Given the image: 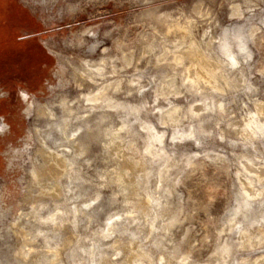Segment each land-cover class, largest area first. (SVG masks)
Masks as SVG:
<instances>
[{
    "label": "rangeland",
    "instance_id": "374dc122",
    "mask_svg": "<svg viewBox=\"0 0 264 264\" xmlns=\"http://www.w3.org/2000/svg\"><path fill=\"white\" fill-rule=\"evenodd\" d=\"M19 1L23 5H19L18 0H0V31H5L0 35L3 37L7 35L10 39H15L18 34L16 40H21V38L23 40L14 48L9 47L4 54L0 52V88L11 83L9 98L1 104L0 113L8 114V119L11 122L14 121L17 132L14 136L3 137L4 139L0 140V264H73V261L77 259H96L99 260V264H107V253L111 249L106 246L115 240V237L104 239L101 235L107 221L112 220V222L120 223L117 226L118 229L125 227L136 231L138 225L132 224L131 221L137 219L143 224L145 217L151 214V210L155 206L149 204L143 194L139 200L129 197L133 201L131 205L125 203L124 196L117 195L120 189L108 171L112 167V163L105 155L104 136L111 129L118 128L125 118L128 121L135 119L136 112L133 109L139 110L140 119L143 120L147 117L154 123L155 118L149 116V113L154 111V106L168 107L163 99L156 102L155 97L159 92L163 91L167 94V92L176 90L183 93L182 96L169 97L174 105L181 108V112L174 114L172 118L175 119L182 115L188 117L182 121L180 126L179 135L181 137L194 131V136L202 138L213 150L224 152L230 159L247 156L252 163L249 164L242 160L243 167L245 164L251 168L253 173L264 174V168H261V165H264V132L255 127L256 134H252L249 129V135H247L241 130L246 119L256 114L257 105L264 102V75L256 70L260 67L261 55L255 56L253 62L247 65L242 64L239 69L230 71L231 74L226 72L232 86L222 88L220 92H213L211 88L199 90L191 84L180 87L182 66L173 67L171 62L175 61L174 56L165 51L167 49L170 52L172 49L181 48L183 44L189 43L191 38L203 46L205 54L211 52L212 49L208 47L207 41L225 31H231L233 35H237L235 28L244 21H238L233 16L232 5L239 3L241 7H244L245 0H167V2L148 0L146 4H142L141 6L148 10H154L153 5H160L159 11L171 13L173 17L180 16L182 13L183 18L179 20V25H185L184 18L196 21L195 25L190 28L192 35L186 40H181L178 30L164 35L168 32V24L174 25L172 21L163 20L156 24L161 34L157 38L158 51L156 55L164 53L163 62H158L155 57L140 62L139 68L144 77L142 83H152V88L143 95L126 83L127 79L136 72L135 68H128L119 74L125 79V83L121 85L119 91L104 87L109 81L116 79L114 77L106 79L97 77L99 83L95 85L89 81H83L84 86L77 88L68 83L72 79L71 70L58 72L54 69L46 88L40 92V95L52 101H61L64 97L68 102L70 100L69 105L73 107L72 111L62 107L54 108L53 111L57 117H69L71 123L68 128L69 133L79 126L83 128L77 134L76 141L71 143L63 133L54 131L50 135L51 137L46 136L48 137L45 141L47 148H43L39 144V137L34 133V126L44 129L48 121H53L48 117H38L36 109H33L30 119L19 122L20 127L18 128L17 121L13 119L18 102L17 91L19 88L37 89L40 83L38 67L41 62L50 57L56 58L57 69L61 67L57 40L63 35V32L72 31L73 25L78 26L80 23L87 22L89 14H81L77 19L65 17L60 20L56 14L58 11L56 0ZM248 2L258 5L250 19L251 24L258 25L264 3L261 0H248ZM24 6L30 11L24 9ZM107 7L110 8L111 5ZM91 11L89 9V12ZM245 16L247 17L249 14L245 12ZM53 24L63 29V32L58 33L56 37L46 35L49 27ZM206 30H208V35H204ZM36 33H39V39L52 55L40 45V40L25 39V37ZM2 36H0V43L3 41L1 40ZM249 47L252 46L249 45ZM188 61L184 60L183 64L189 65ZM152 77L156 78L155 81L151 80ZM241 81H247V86L251 87L252 91H245V85ZM88 90H91L90 93ZM129 92H132V95H128ZM90 94L98 97V100L91 103V106L86 101V97ZM34 98L37 97L31 98L30 105H33ZM207 98H212L214 101L212 104L214 106L210 109H201L197 116L193 115V112L185 111L193 104L197 108L202 107L203 103H196V101H204ZM73 101L76 102L73 103ZM221 101L225 105L222 111L217 108V104ZM144 103H147L149 107L140 109ZM155 115L159 116L160 113ZM78 116L83 117L84 120L77 119ZM255 117L264 120L262 115ZM217 124H219L218 128ZM188 126L191 128L189 129ZM159 131L160 129L157 128L156 132ZM208 131H212L214 135L223 131L227 140H215L202 135ZM233 140L239 141V143L233 145L230 143ZM178 143L191 148L195 142L191 139H182ZM66 144L70 146L64 147ZM245 144L255 145V149L246 148ZM67 148L71 151H68ZM84 148L85 150H83ZM232 152L236 153L235 157L231 155ZM64 163H67L66 166H63ZM38 164H41L44 170L39 180H36L31 172ZM248 173L249 178H253L255 182L258 178L257 175ZM73 179L76 180H74L76 183L72 185H75L80 192L76 201L70 199L65 188ZM242 196L244 194L239 191L234 193L235 199L239 200L243 198ZM96 198L99 199L93 203L91 208H86L83 205L84 201ZM100 204L101 208L96 209L95 212L92 211L94 217L93 220L90 219L85 213ZM125 212H134L136 215L134 217L124 216ZM53 213L62 215V218L64 216L65 221L61 223L62 220L58 219V224L51 223L47 217ZM160 215L164 216L166 213L161 210ZM114 216H123V219L114 220ZM240 219L237 217L238 221ZM161 222V220H157V226ZM144 231L146 232L147 229ZM229 236L233 239L236 238L233 233L225 231L224 239L227 240ZM94 242L102 245L101 253L96 254L94 258H91L87 252L75 251L91 247ZM54 250H58L57 257L53 254ZM211 250L201 249L194 253L193 258L203 259L208 256ZM259 254L258 251H241L238 254L233 251V256L237 260H242L245 257L254 258ZM124 258L135 259L134 256L129 257L127 252H125V257H122V259Z\"/></svg>",
    "mask_w": 264,
    "mask_h": 264
},
{
    "label": "clouds",
    "instance_id": "9594fccd",
    "mask_svg": "<svg viewBox=\"0 0 264 264\" xmlns=\"http://www.w3.org/2000/svg\"><path fill=\"white\" fill-rule=\"evenodd\" d=\"M147 2L148 0H56V14L60 20L65 17L77 19L84 13L89 14V19L78 26L73 25L70 32H63L56 24L49 27L46 35L56 37L63 32L57 40L61 67L57 69L56 58L50 57L38 67L40 83L37 89H18V102L13 114V119L18 122L17 127H20L19 122L30 119L33 109L39 110L52 121L57 119L53 109L62 107L64 102L61 100L49 103L45 96L40 95L54 69L58 72L71 70L72 79L68 83L77 88L84 86L83 81L97 84V77H114L116 79L109 81L104 87L119 91L125 83V79L119 74L128 68H135L136 72L126 83L140 95L152 88L151 82L142 83L144 77L139 64L152 57L163 62L164 53L156 55L157 38L161 35L156 24L169 20L176 25L168 29L164 34L166 36L176 30L188 33L196 21L184 18L185 25L180 26L182 13L173 17L171 13L159 11L160 5H153L154 10H148L141 6ZM261 2L264 3V0ZM108 5L111 7H107ZM232 7L233 16L238 21H244L236 26L237 35L225 31L206 42L212 51L203 59L214 62L215 72L206 67L201 68L199 62L191 64L189 68H201L204 75L198 72L194 78H190L189 68H186L180 74V87L203 83L213 92H220L222 89L212 83L216 74L239 69L242 64L253 62L258 54L261 55V61L256 70L264 75V8L261 9L262 15L257 25L251 24L250 19L258 5L245 0L244 7L239 3H234ZM89 9L92 11L89 12ZM245 12L249 16L246 17ZM205 35H208V30ZM165 51L174 55L177 65H183V60L176 55L177 49ZM155 79L151 78L152 81ZM241 83L245 85V91H252L247 86V81ZM231 86V81L223 80L224 88ZM128 95H132V92ZM182 95V92L176 90L167 94L159 92L155 97L156 102L163 99L168 107L154 106V111L149 113V116L155 118L154 123L147 117L140 119L139 110L134 109L135 119L128 121L125 118L118 128L111 129L104 136L105 155L112 163L108 171L120 189L117 195L124 196L125 203L131 205L133 201L129 197L139 200L143 194L149 204L155 206L151 214L145 217L143 224L137 219L131 221L138 225L136 231L111 227L105 231L104 239L115 237L114 242L106 246L111 249L107 253V264H264V175H260L255 182H249V173L241 163L242 160L252 163L247 156L230 159L224 152L213 150L202 138L189 134L181 137L180 126L188 117L182 115L172 118L174 114L181 112V108L174 105L169 97ZM33 96L40 100L39 105L28 103ZM8 98L9 92L0 88V102H5ZM194 106L190 105L185 111L192 113ZM148 107L144 103L140 109ZM224 107L223 101L217 104L221 111ZM156 113L160 115L156 116ZM260 114L264 116V102L260 104ZM157 128L160 129L158 133ZM12 131L13 124L9 121L8 114H0V137L10 135ZM34 133L39 137V144L47 148V137L42 134L43 130L34 126ZM152 133L155 136L150 135ZM202 135L215 140H227L223 131L215 135L208 131ZM68 138L72 139L71 136ZM182 139L193 140L194 146L189 148L178 143ZM230 143L235 145L239 141L233 140ZM245 147L255 149V145L251 144H245ZM231 155L235 157L236 153L232 152ZM261 167L264 168V165ZM237 191H248L252 195L238 200L234 197ZM161 210L166 215L161 216ZM135 215L134 212L124 213V216ZM237 217L241 219L238 221ZM113 219L122 220L123 216H114ZM157 220L162 221L159 226ZM225 231L233 233L236 238L229 236L227 240L224 239ZM201 249L212 250L207 257L194 259V253ZM75 251L95 256L91 249L80 248ZM233 251L236 254L241 251H258L260 254L254 258L237 260ZM125 252L135 259H122ZM73 264H99V260L77 259Z\"/></svg>",
    "mask_w": 264,
    "mask_h": 264
},
{
    "label": "bare ground",
    "instance_id": "6f19581e",
    "mask_svg": "<svg viewBox=\"0 0 264 264\" xmlns=\"http://www.w3.org/2000/svg\"><path fill=\"white\" fill-rule=\"evenodd\" d=\"M43 1H45V0H43ZM260 5V4H259ZM163 21V20H162ZM166 21V20H165ZM170 23V22H169ZM172 23V22H171ZM180 26H183V25H180ZM170 27H176V26H174V25H172V24H168V29L170 28ZM174 32V31H173ZM177 32V31H176ZM175 32V33H176ZM180 32V38H181V40L182 39H184V40H186L188 37H190L192 34H190V30H189V32L188 33H185V32H182V31H179L178 30V33ZM177 33V34H178ZM176 34V35H177ZM205 35V34H204ZM178 38H179V35H178ZM183 40V41H184ZM176 41H178V40H176ZM182 42V41H181ZM181 44H183V43H181ZM202 44V43H201ZM166 46V45H165ZM168 46V45H167ZM182 46V45H181ZM202 47L203 46H200V44L199 43H197V41L196 40H194V39H191L190 38V40H189V43H185V44H183V46L180 48H178L177 50H178V53H176V55H179V57L183 60V62H184V60H189L188 62H190L189 63V65H191V64H195V63H197V62H199L200 63V65H201V68H203V67H206V68H208V69H210L211 71H213V72H215V68H216V65L214 64V62L211 60V59H209V60H207V61H205L204 59H203V57L206 55V54H208V53H204V51H203V49H202ZM165 48V47H164ZM174 48V47H173ZM185 49H188V51H185ZM205 49V48H204ZM209 49V48H208ZM207 51V50H206ZM208 52H209V50H208ZM174 56V55H173ZM173 61V60H172ZM186 63V62H185ZM171 65L173 66V67H178V66H180V65H177L176 63H175V61L174 62H171ZM189 65L188 64H183L182 65V71L184 72V70L186 69V68H189ZM201 68H189V72H188V75H189V77L190 78H194L195 76H196V74L199 72L200 73V75H204V72L203 71H201ZM175 69V68H174ZM71 72V71H70ZM232 72H228V74H231ZM71 74V73H70ZM228 74H226V72H221V73H217L216 74V76H215V79L212 81V83H213V85L215 86V87H219V88H224L223 87V80H230L229 78H228ZM72 75V74H71ZM233 75V74H232ZM230 76V75H229ZM72 77V76H71ZM84 83V82H83ZM87 83H89V82H87ZM85 84V83H84ZM95 85V84H94ZM100 85V84H99ZM192 85V84H191ZM91 86V85H90ZM101 86V85H100ZM99 86V87H100ZM195 87H197V89H199V90H201L202 88L203 89H205V88H210L208 85H206V84H203V83H201V84H199V85H194ZM89 87V86H88ZM92 87V86H91ZM98 87V88H99ZM93 88V87H92ZM101 88H102V86H101ZM100 88V89H101ZM91 89V88H90ZM89 91V90H88ZM91 91V90H90ZM90 91H89V93H90ZM94 91V90H93ZM92 91V92H93ZM131 91V90H130ZM85 94V93H84ZM88 94V93H87ZM63 102H64V104H63V106H62V108L63 109H69L70 111H72L73 110V107H71L70 105H69V103H70V100H69V102L67 101V99H66V97H64L63 99H61ZM98 100V97H97V95L96 96H92L91 94L90 95H88L87 97H86V101H87V103H89L90 104V106H91V103L93 104V103H95L96 101ZM47 101L49 102V103H56L57 102V100H54V101H52V100H50V99H47ZM72 101V100H71ZM214 101L212 100V98H210V99H205L204 101H203V105H202V107H196V106H194L193 108H192V112L193 113H196L195 115L197 116V115H199L200 114V111H201V109H203V110H208V109H210L212 106H214V105H212V104H214L213 103ZM32 103V102H31ZM39 103H40V100H38L37 98H34V102H33V105H39ZM109 104H110V102H109ZM260 104L261 103H259L258 105H257V112H256V114L255 115H253L251 118H249V119H246V121H245V123L242 125V132H244V133H246L247 135H249V129L251 130V132H252V134H256V130H255V127H257L258 128V130H261L262 132H264V120H259L258 118H256L255 116H258V117H261V114H260ZM111 105V104H110ZM93 106V105H92ZM95 107V106H94ZM110 107V106H109ZM112 107V106H111ZM134 110V109H133ZM37 111V116L38 117H43V118H47V116L46 115H44L42 112H40L39 110H36ZM107 114V113H106ZM106 114H104V115H106ZM103 115V116H104ZM108 116V115H107ZM106 116V117H107ZM101 117H102V115H101ZM83 119V118H82ZM104 119V118H103ZM84 120V119H83ZM105 120H107L106 118H105ZM52 121V120H51ZM71 125V123H70V121H69V117H67V116H62V117H57V119L55 120V121H53V122H50V121H48L47 122V125H46V127L44 128V129H42L43 130V135H45V136H50L54 131H59V132H61V133H63V135H65V138L66 139H68V142L69 143H71V142H75L76 141V139H77V134L79 133V131H81V129L83 128L82 126H79V127H77V129H73L70 133L68 132L69 131V126ZM240 125V124H239ZM83 126H86V125H83ZM238 132V131H237ZM189 135H194V131H191L190 133H189ZM69 136H71L72 137V139H69L68 137ZM152 136H155V134L154 135H152ZM51 137V136H50ZM48 138V137H47ZM62 145V144H61ZM66 146H70V145H68V144H66V145H64V147H66ZM66 149V148H65ZM68 149V148H67ZM83 150H85V148L83 149ZM59 151V150H58ZM63 151V150H62ZM85 152V151H84ZM59 153V152H58ZM62 153V152H61ZM82 153H83V151H82ZM65 162V161H64ZM66 164L67 163H64V165L63 166H66ZM57 165H60L59 163H57ZM251 166H253V165H251ZM244 167L247 169V171L248 172H250V173H253L252 172V170H251V168L250 167H248V166H246L245 164H244ZM262 168V167H261ZM43 166L41 167V164H38V165H36V167L32 170V172H31V174H32V176L36 179V180H39V178H40V176H41V174H42V172H43ZM256 175H257V177H259L260 175H264V174H262V173H255ZM80 177V176H79ZM78 177V178H79ZM76 179V178H75ZM75 179H73V180H71V182H70V184H68V186H66L65 188H66V191L69 193L68 195H69V197H70V199H72V200H74V201H76V199L77 198H79V196H80V192H79V190L76 188V186L75 185H72V184H75L76 182H74V180ZM77 180V179H76ZM75 180V181H76ZM249 182H254V179L253 178H249ZM244 196H242L243 198H240L241 200H243V199H245V197H247V196H251L252 195V193L251 192H248V191H245L244 193ZM97 199H99V198H96L95 200H86V201H84V204L83 205H85V207L86 208H91V206L93 205V201H97ZM239 199V200H240ZM72 203H73V201H72ZM76 203V202H75ZM74 203V204H75ZM161 203H162V201H161ZM77 205V204H76ZM101 204L100 205H98V206H94L92 209H90L89 210V212H87V213H85L90 219H92L93 217H94V213L92 212V211H96V209L97 210H99L100 208H101ZM153 206V205H152ZM74 212V211H73ZM77 213V212H76ZM74 214V213H73ZM95 216H97V215H95ZM76 217V216H75ZM69 218H71V217H69ZM128 218V217H127ZM58 219L59 220H62L61 221V223H63L65 220H64V216H63V218H62V215L61 216H59L58 215V213H53V214H51L50 216H48L47 217V220L48 221H50L51 223H54V224H58ZM66 219V218H65ZM45 220H46V218H45ZM93 220V219H92ZM89 221V220H88ZM71 222V221H70ZM90 222V221H89ZM111 222V223H110ZM120 222V221H119ZM118 225H120V223L118 224V223H116V222H112V220H109V221H107V223H106V225H105V228H103L102 229V231H101V235L104 237V233H105V231L107 230V229H109V227H111V228H113V229H118ZM75 226H77V224L75 223ZM124 227V226H123ZM125 228V227H124ZM100 233V232H99ZM55 234V233H54ZM93 246H91V247H88V248H86L85 250H89V249H91L94 253H95V256H96V254H100L101 252V249H100V247L102 246H100V245H98L97 244V242H94L93 244H92ZM133 247H134V245H133ZM53 254H54V256L55 257H57L58 256V250H54V252H53ZM95 256H91L90 255V257L91 258H94ZM99 256V255H98ZM97 258V257H96Z\"/></svg>",
    "mask_w": 264,
    "mask_h": 264
},
{
    "label": "flooded vegetation",
    "instance_id": "af4514ba",
    "mask_svg": "<svg viewBox=\"0 0 264 264\" xmlns=\"http://www.w3.org/2000/svg\"><path fill=\"white\" fill-rule=\"evenodd\" d=\"M8 29H7V33H8ZM2 32H5V31H2ZM1 31H0V33H2ZM13 33V32H12ZM15 33V32H14ZM13 33V34H14ZM0 36H2V35H0ZM3 37V36H2ZM5 37H7V39L9 38L10 39V37L9 36H7V35H5ZM37 39V40H40L39 39V33H36V34H33V35H29V36H27V37H25V39ZM21 40H22V38H21ZM34 41H36V40H34ZM39 43H40V45L50 54V55H52V53L48 50V48L44 45V43H41V40L39 41ZM0 69H1V65H0ZM11 83H8V84H6V85H3L1 88L2 89H4V90H7L8 92L9 91H11ZM31 100V99H30ZM30 100L28 101V103L30 102ZM3 102H0V106H1V104H2ZM1 114V113H0ZM10 121V120H9ZM11 122V121H10ZM18 123V122H17ZM12 124H13V131H12V134H10V135H6V136H4L5 138L6 137H8V136H14V135H16L17 134V132H16V130H15V126H14V121L12 122ZM2 138L3 137H0V140H2ZM4 139V138H3Z\"/></svg>",
    "mask_w": 264,
    "mask_h": 264
},
{
    "label": "trees",
    "instance_id": "16d2710c",
    "mask_svg": "<svg viewBox=\"0 0 264 264\" xmlns=\"http://www.w3.org/2000/svg\"><path fill=\"white\" fill-rule=\"evenodd\" d=\"M19 35L18 34H16V38L18 37ZM16 38L14 39H7V37H2V39L1 40H3L1 43H0V52L2 53V54H4L5 53V51L9 48V47H11V48H14L17 44H19V42H23V40H16Z\"/></svg>",
    "mask_w": 264,
    "mask_h": 264
},
{
    "label": "crops",
    "instance_id": "0c3cea01",
    "mask_svg": "<svg viewBox=\"0 0 264 264\" xmlns=\"http://www.w3.org/2000/svg\"><path fill=\"white\" fill-rule=\"evenodd\" d=\"M18 3H19V5H23L19 0H18ZM25 8H26L27 10H29L27 7L24 6V9H25ZM29 11H30V10H29ZM30 13H31V12H30ZM31 14H32V13H31ZM31 14H30V15H31ZM32 15H33V14H32ZM32 15H31V17H34V16H32ZM34 19H35V17H34ZM4 23H5V22H4ZM0 26H1V20H0ZM41 43H42V41H41Z\"/></svg>",
    "mask_w": 264,
    "mask_h": 264
}]
</instances>
